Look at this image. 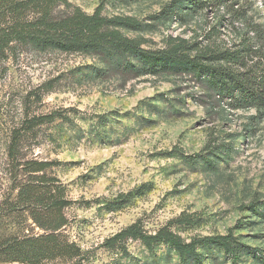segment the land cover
Listing matches in <instances>:
<instances>
[{
    "label": "rangeland",
    "instance_id": "rangeland-1",
    "mask_svg": "<svg viewBox=\"0 0 264 264\" xmlns=\"http://www.w3.org/2000/svg\"><path fill=\"white\" fill-rule=\"evenodd\" d=\"M67 1L135 20L109 27L151 50L179 38L228 46L254 25L264 38V0L203 8L186 0ZM93 66L103 67L89 54L8 51L0 72V199L12 131L27 114L60 111L65 119L20 137L17 156L54 162L50 172L72 200L67 232L89 251L88 264H195L166 241L146 245L130 236L105 244L134 224L147 235L162 229L194 242L202 264H229L205 239L231 231L245 246L244 264H253V249L264 252V106L231 108L207 80L181 68L122 79ZM77 68L87 77L74 80Z\"/></svg>",
    "mask_w": 264,
    "mask_h": 264
},
{
    "label": "trees",
    "instance_id": "trees-1",
    "mask_svg": "<svg viewBox=\"0 0 264 264\" xmlns=\"http://www.w3.org/2000/svg\"><path fill=\"white\" fill-rule=\"evenodd\" d=\"M186 1L191 8L233 7L241 2ZM61 5L67 11L57 13L56 9ZM112 24L137 26L131 18H107L98 8L87 13L71 6L67 0H0V72L8 51L15 48L89 54L103 66H93L94 69L122 79L135 78L140 73L177 72L181 68L191 77L207 80L213 95L227 99L231 108L264 106V38L255 25L238 42L228 46L203 47L179 38L169 48L151 50L111 29ZM125 53L133 55L138 64L125 60ZM81 72V68L75 69L72 78H86L87 75H81ZM39 89L44 91L42 87ZM33 94L35 97L40 95L38 92ZM58 118L66 117L60 111L27 114L11 133L7 146L11 168L8 186L0 199V262H89V251L71 239L67 232L69 219L65 211L72 200L66 197L65 185L50 172L54 162L36 158L21 160L17 156L18 142L25 132ZM130 236L140 237L146 245L170 242L181 258L190 256L195 264H202L203 256L196 251L194 242L185 243L178 235L162 229L147 235L134 224L108 238L105 244ZM205 240L221 249L229 264H244L245 246L231 231ZM252 258L253 264H264L263 249L254 248Z\"/></svg>",
    "mask_w": 264,
    "mask_h": 264
},
{
    "label": "crops",
    "instance_id": "crops-1",
    "mask_svg": "<svg viewBox=\"0 0 264 264\" xmlns=\"http://www.w3.org/2000/svg\"><path fill=\"white\" fill-rule=\"evenodd\" d=\"M0 264H18V262H0Z\"/></svg>",
    "mask_w": 264,
    "mask_h": 264
}]
</instances>
